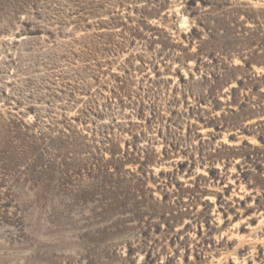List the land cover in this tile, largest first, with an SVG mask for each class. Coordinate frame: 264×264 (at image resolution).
<instances>
[{
    "label": "rangeland",
    "instance_id": "1",
    "mask_svg": "<svg viewBox=\"0 0 264 264\" xmlns=\"http://www.w3.org/2000/svg\"><path fill=\"white\" fill-rule=\"evenodd\" d=\"M0 264H264V0H0Z\"/></svg>",
    "mask_w": 264,
    "mask_h": 264
}]
</instances>
